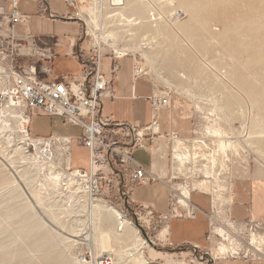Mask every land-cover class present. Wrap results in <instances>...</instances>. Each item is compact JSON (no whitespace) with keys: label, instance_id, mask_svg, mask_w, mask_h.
Wrapping results in <instances>:
<instances>
[{"label":"rangeland","instance_id":"374dc122","mask_svg":"<svg viewBox=\"0 0 264 264\" xmlns=\"http://www.w3.org/2000/svg\"><path fill=\"white\" fill-rule=\"evenodd\" d=\"M120 1L123 0H71V5L67 4L73 19L85 28L84 44L98 46L92 23L98 15L102 31H114L112 40L102 41L98 46L103 54L127 52L135 56L141 68L161 77L176 91L199 95L205 102L202 106L198 104L202 108H198L199 112L216 116L209 125L211 130L229 137L237 153L244 150L245 168L235 176H249L251 171L255 177L264 178V136L257 135L264 131V106L256 105L264 100V35L257 33L264 31V24L251 16L254 5L256 10L263 7L260 1L253 5L251 0H238L236 8L233 0H224L218 7L207 0H136L137 13L126 9L131 0H124L123 4ZM182 8L185 14L177 13ZM119 10H124L127 17L136 16L138 23L120 20L116 14ZM149 12L157 18L151 20ZM44 21L33 18L18 30L34 33ZM54 23L63 22L55 19ZM227 26L230 29L220 34ZM64 28L73 33L77 26L70 22ZM255 120L257 125L253 123ZM30 132L76 137L81 128L59 118L36 114L31 118ZM17 157L0 136V264H97L101 257H108L109 264H213L216 256L228 255L235 246L248 247L249 238L254 240L247 229L237 233L215 215L216 225L211 226V231L220 226L226 237L220 234L222 231L220 237L211 232L206 247L172 245L166 237L164 240L159 237L164 226L148 221L143 212L135 214L136 207L115 187L92 202L54 205L45 198L39 169ZM141 159L145 161L144 157ZM71 161L73 167L79 168H87L89 162L88 150L75 139ZM138 198L163 201L165 190L161 186H146L139 189ZM191 201L207 208L208 197L204 194L194 192ZM95 204L114 207L130 220V228L120 229L114 223L107 228L105 208ZM197 221L176 222L173 237L194 235ZM84 234H89L91 240H80ZM137 234L143 239L142 244ZM220 246L226 251L215 256Z\"/></svg>","mask_w":264,"mask_h":264},{"label":"built area","instance_id":"2783aa9c","mask_svg":"<svg viewBox=\"0 0 264 264\" xmlns=\"http://www.w3.org/2000/svg\"><path fill=\"white\" fill-rule=\"evenodd\" d=\"M65 1L71 5V0ZM18 4L19 0H8V7L0 3V136L19 160L39 169L45 198L54 205L65 207L92 202L96 196L115 187L136 207L135 214L143 212L148 221L161 223L166 228L173 218H194L197 213H203L210 226L208 239L213 218L215 215L219 217L217 214L221 208L225 210L221 221L224 220L237 233L242 234L247 229L250 236L255 234L258 238L248 247L235 246V251L223 258L264 262V221L251 217L234 220L229 216L234 182L239 178L235 175L245 168L244 150L237 153L228 141L229 137L211 130L209 125L215 122L216 116L195 108L189 136H182L174 130L162 131L160 114L171 106L172 89L159 92L155 82L148 96L150 117L146 124L118 122L104 116L102 100L115 98L117 94L112 79L101 70L104 54L99 45L87 46L88 53L81 50L80 59H83L79 78H40L39 72H50V66L42 64L54 58L61 43L55 39L48 45L33 33H17V24H28L31 20L30 14L20 12ZM38 14L55 18L47 0H39ZM64 16L73 18L69 9ZM127 54H110L115 58L112 73L119 68L117 60ZM146 73L134 59L133 79ZM36 114L79 126L81 132L76 137L32 135L31 118ZM74 139L88 150L87 168L72 166ZM162 147L167 162L162 176L133 157L137 149H148L152 156ZM157 181L167 189L168 209L165 212L156 210L150 203L136 202L132 196L134 186L151 185ZM194 192L208 197V211L191 201ZM180 195L184 196V204L179 201ZM109 263L108 257H101L97 264Z\"/></svg>","mask_w":264,"mask_h":264},{"label":"crops","instance_id":"0c3cea01","mask_svg":"<svg viewBox=\"0 0 264 264\" xmlns=\"http://www.w3.org/2000/svg\"><path fill=\"white\" fill-rule=\"evenodd\" d=\"M47 1L50 10L55 14V18L38 14L39 0H19L18 4L20 12L30 14L31 19L40 17V19L47 22L44 21L45 24L37 28L33 34L42 37L48 45L55 39H58L61 43L60 47L57 48V54L54 58L42 64L43 66H50V72H39V77L45 80H51L71 76L77 79L82 72L81 61L83 58L81 57L80 59V52L82 49L85 50L84 53L89 52L88 47L82 41V36L84 35L83 25L76 19L64 16L68 10L65 0ZM0 3L8 7V0H0ZM21 3L23 5L22 8H20ZM55 19L61 20L65 24L70 22L75 23L77 28H74L73 33H69L64 28L65 24L55 25ZM23 26L25 24H17L15 31L20 34H25L20 32L22 30H18L19 27ZM134 59V55L128 54L119 58L117 60L119 68L112 73L111 67L115 58L110 54H104L101 57V70L107 77L112 79L117 94L115 98H104L102 100V114L104 116H110L118 122H128L136 125L146 124L150 117L148 96L152 93V83L155 82L159 92H165L166 88L172 89L171 106L164 109L160 114L161 130H174L182 136H189L193 126V110L199 108L198 104L202 106L205 102L200 100L201 97L199 95H193L190 91H176L167 81L148 71L141 77L133 79L132 63ZM163 152L162 148L151 156L148 149H137L134 151L133 157L147 169H152L159 176H162L166 172L167 166L165 153ZM141 157H144L145 161ZM255 176L250 171L249 176L239 177L235 180L231 205L229 207L230 218L234 220H245L251 217L258 221H264V178ZM146 186H161L165 190L164 202H157L155 200L146 201L138 198L139 189ZM132 196L136 202L150 203L160 212H165L168 209L167 189L160 181L154 182L151 185L134 186ZM201 209L208 211L209 203L206 209ZM178 221H197L194 235L180 238L173 237V226ZM164 228L166 239L172 245L176 246L192 244L197 247H206V244H208L211 238L208 239L210 231L209 221L201 212L197 213L194 218H173L170 220L168 227L166 228L164 226ZM215 258L217 259L213 261V264H264L263 261L223 257Z\"/></svg>","mask_w":264,"mask_h":264},{"label":"bare ground","instance_id":"6f19581e","mask_svg":"<svg viewBox=\"0 0 264 264\" xmlns=\"http://www.w3.org/2000/svg\"><path fill=\"white\" fill-rule=\"evenodd\" d=\"M147 1V0H146ZM223 1L224 0H207V2L209 3V4H211L212 6H215V7H218V6H221L222 4H223ZM234 2H235V4H234V6L236 7V8H238L237 6H238V0H233ZM256 0H251V2H252V4L254 5V2H255ZM258 1H260L259 2V4L260 5H263V7L262 6H259L261 9H263V11H260L259 9L258 10H256V8L257 7H255V5L253 6L254 7V9H253V11H252V13H251V16H252V18L253 19H255V21H257V22H259V23H261V24H264V0H258ZM182 2V1H181ZM120 4H123L124 3V0L123 1H120L119 2ZM137 2H136V0L134 1V0H131V2L130 3H128V6L126 7V9H128L130 12H131V10L130 9H132V12H135V13H137L138 11L136 10V8L138 7V5L136 4ZM198 3H200L199 1H198ZM197 3V4H198ZM248 3V2H247ZM202 5H204V4H202ZM188 6V5H187ZM198 6V5H197ZM233 6V5H232ZM183 7H185V6H183ZM193 7V6H192ZM253 7H251V8H253ZM178 10H180V9H178ZM207 10V9H206ZM242 10V9H241ZM247 10H249V9H247ZM120 11V10H119ZM117 12L116 14L117 15H119V17H120V20H125L126 22H128V24L130 23V24H137L138 23V19H136V16L133 18L132 16H130V15H128V17L127 16H125V13H124V10L123 11H120V12ZM177 11V10H176ZM211 12V11H210ZM176 13V12H175ZM177 13H179V14H185V12H184V9L182 8V11H177ZM198 14V13H197ZM100 15V14H99ZM149 15H150V18H151V20H155L157 17H155V15H154V13L152 12H149ZM192 15V14H191ZM194 15V14H193ZM98 15H96V18H93V20H92V23H93V25H94V29H96V37H97V41L95 42L97 45H99L102 41H106V40H112L113 39V37H114V31L111 29V30H107L106 32L103 30L102 31V26H100L99 25V18L97 17ZM194 16H196V15H194ZM99 17H101V16H99ZM192 17V16H191ZM138 18V17H137ZM142 18V17H141ZM145 18V17H144ZM243 18V17H242ZM101 19V18H100ZM191 19H193V18H191ZM95 22V23H94ZM187 23V22H186ZM181 24V23H180ZM186 26V25H185ZM215 27H217V26H215ZM214 29H216V28H214ZM230 29V27L229 26H227L226 28L224 27L223 28V30H224V32H223V30L221 31V33L220 34H225V30H229ZM217 30H221V29H219V28H217ZM258 33V35H259V33L262 35H264V31L263 30H260V31H258L257 32ZM94 34V33H93ZM216 35H217V33H215ZM255 36H254V34H253V38H254ZM95 38V37H94ZM96 39V38H95ZM255 39H256V37H255ZM87 46H89V45H87ZM118 54H124L125 52H123V51H118L117 52ZM264 70V69H263ZM223 72H224V70H223ZM256 96V95H255ZM256 105L257 106H264V100L262 101V102H259V101H257L256 102ZM264 110V109H263ZM257 119V118H256ZM253 123H255L256 125H257V123H258V121H254ZM257 135H259V136H264V131H261V132H257ZM249 136V135H248ZM23 158V157H22ZM55 179L57 178V175L54 177ZM183 195H185V193L183 194ZM179 198V201L182 203V204H184L185 203V199H184V196H179L178 197ZM94 201V200H93ZM95 206L96 207H104L105 208V212H104V220L107 222V228H109V227H113V223L115 224V226L118 228L119 226H120V229H124V230H127L128 228H130L129 226H131L130 224H131V222H130V220L127 218V217H124L119 211H117L114 207H112V206H110V205H103V204H95ZM222 211H223V213H222ZM110 214V216H109V214ZM219 217L221 218V219H224V215H225V210L224 209H219ZM222 221H224V220H222ZM215 222L213 221L212 222V228L216 225V224H214ZM220 227V226H219ZM218 226L217 227H215L214 229H213V231H211V232H214V233H216L217 234V236H221L220 234H223V229L220 227L219 228ZM164 228V227H163ZM109 230V229H108ZM222 231V233H220ZM220 233V234H219ZM224 235V237H226V233H224L223 234ZM71 236H74V235H72L71 234ZM139 239H140V244H142L143 243V239L137 234L136 235ZM252 236H254V240L252 239V240H249V244H252V243H254V241H257V236L255 235V234H252L251 235V237ZM136 237V238H137ZM159 237L161 238V240H164L165 239V229H163L162 231H160L159 232ZM80 240H82V241H90L91 240V238H90V235L89 234H84V237H82V238H79ZM251 239V238H250ZM138 240V239H137ZM226 251V249H225V247L224 246H220L219 248H217L216 250H215V256H216V254H218V253H224ZM230 251L231 252H234L235 250H231V248H230ZM227 252H229V251H227ZM217 257V256H216ZM219 257V256H218ZM221 257V256H220Z\"/></svg>","mask_w":264,"mask_h":264}]
</instances>
